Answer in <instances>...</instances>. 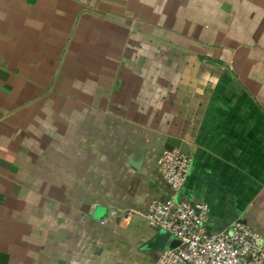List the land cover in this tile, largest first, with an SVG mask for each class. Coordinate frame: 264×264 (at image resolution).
Wrapping results in <instances>:
<instances>
[{
  "label": "crops",
  "instance_id": "1",
  "mask_svg": "<svg viewBox=\"0 0 264 264\" xmlns=\"http://www.w3.org/2000/svg\"><path fill=\"white\" fill-rule=\"evenodd\" d=\"M170 136L264 236V0H0V264H157Z\"/></svg>",
  "mask_w": 264,
  "mask_h": 264
},
{
  "label": "built area",
  "instance_id": "2",
  "mask_svg": "<svg viewBox=\"0 0 264 264\" xmlns=\"http://www.w3.org/2000/svg\"><path fill=\"white\" fill-rule=\"evenodd\" d=\"M194 158L179 148L165 149L160 169L172 195L154 201L143 214L157 229H165L181 243L160 251L157 264H264V236L242 220L218 231L207 229L209 204L179 197Z\"/></svg>",
  "mask_w": 264,
  "mask_h": 264
},
{
  "label": "water",
  "instance_id": "3",
  "mask_svg": "<svg viewBox=\"0 0 264 264\" xmlns=\"http://www.w3.org/2000/svg\"><path fill=\"white\" fill-rule=\"evenodd\" d=\"M175 147L179 148L185 154H191L190 146L187 141L182 138L170 136L167 140L166 149L172 150ZM180 243L181 240L178 237L170 234L165 229H160L157 234L143 246V248L154 251H163L174 249Z\"/></svg>",
  "mask_w": 264,
  "mask_h": 264
}]
</instances>
